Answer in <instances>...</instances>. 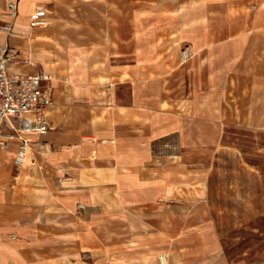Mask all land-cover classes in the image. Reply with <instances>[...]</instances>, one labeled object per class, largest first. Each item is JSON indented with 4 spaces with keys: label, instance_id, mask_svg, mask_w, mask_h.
I'll list each match as a JSON object with an SVG mask.
<instances>
[{
    "label": "crops",
    "instance_id": "obj_1",
    "mask_svg": "<svg viewBox=\"0 0 264 264\" xmlns=\"http://www.w3.org/2000/svg\"><path fill=\"white\" fill-rule=\"evenodd\" d=\"M15 1L8 68L52 104L24 165L0 148V264H230L213 185L228 129L264 131V0Z\"/></svg>",
    "mask_w": 264,
    "mask_h": 264
},
{
    "label": "rangeland",
    "instance_id": "obj_2",
    "mask_svg": "<svg viewBox=\"0 0 264 264\" xmlns=\"http://www.w3.org/2000/svg\"><path fill=\"white\" fill-rule=\"evenodd\" d=\"M225 140L235 150L232 155L217 154L233 162L220 166L230 179L213 185L217 231L230 264H264V131L229 128ZM236 158L239 162L242 158L243 164H237Z\"/></svg>",
    "mask_w": 264,
    "mask_h": 264
},
{
    "label": "built area",
    "instance_id": "obj_3",
    "mask_svg": "<svg viewBox=\"0 0 264 264\" xmlns=\"http://www.w3.org/2000/svg\"><path fill=\"white\" fill-rule=\"evenodd\" d=\"M5 15L8 20L0 23V32L9 35L13 31V22L17 15L15 0L7 2ZM45 15L43 8L35 10L30 14L29 25H46ZM192 55V47L185 45L179 51V61L184 63ZM15 59L10 47L6 43H0V148H7L15 143L13 162L22 166L27 160L33 137L50 128L52 87L49 82L52 74L43 69L32 73L11 71L8 65ZM159 259L162 261V257Z\"/></svg>",
    "mask_w": 264,
    "mask_h": 264
}]
</instances>
